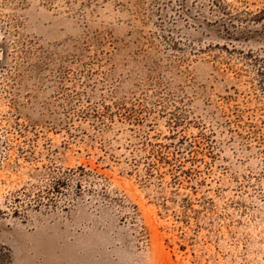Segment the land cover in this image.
I'll return each instance as SVG.
<instances>
[{
	"label": "rangeland",
	"instance_id": "obj_1",
	"mask_svg": "<svg viewBox=\"0 0 264 264\" xmlns=\"http://www.w3.org/2000/svg\"><path fill=\"white\" fill-rule=\"evenodd\" d=\"M0 264H264V0H0Z\"/></svg>",
	"mask_w": 264,
	"mask_h": 264
}]
</instances>
